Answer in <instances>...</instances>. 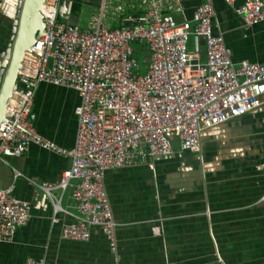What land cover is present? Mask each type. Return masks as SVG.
Here are the masks:
<instances>
[{
	"label": "built area",
	"instance_id": "1",
	"mask_svg": "<svg viewBox=\"0 0 264 264\" xmlns=\"http://www.w3.org/2000/svg\"><path fill=\"white\" fill-rule=\"evenodd\" d=\"M223 1L246 26L264 22L263 0L240 5L238 0ZM214 2L201 0L192 20L174 24L164 13L181 11V0H141L143 17L129 18L118 28L104 23L109 13L105 4L87 28H81L61 20L62 0L44 2V31L25 53L0 125V160L9 165V158L22 157L32 144L71 159L57 186H38L52 199L56 224L66 211L54 191L73 188L78 215L75 223L63 225L65 239L88 241L96 226L117 254L119 224L105 187L106 173L144 158L169 156L175 146L199 153L204 131L264 105V64L233 60L224 35L214 31ZM2 11L0 1V16ZM123 11L122 5L116 7L117 13ZM194 39H203L205 61L198 50L190 49ZM145 41L151 55L146 72L140 74L133 44ZM41 84L80 94L70 149L44 138L34 126L32 109ZM13 170L15 180L22 176ZM31 214L32 204L15 195V184L0 187V243L12 242ZM26 264L46 262L30 258ZM207 264L226 262L217 254Z\"/></svg>",
	"mask_w": 264,
	"mask_h": 264
},
{
	"label": "crops",
	"instance_id": "2",
	"mask_svg": "<svg viewBox=\"0 0 264 264\" xmlns=\"http://www.w3.org/2000/svg\"><path fill=\"white\" fill-rule=\"evenodd\" d=\"M0 61L10 42L18 0H0ZM245 0H238L240 5ZM264 1V0H263ZM201 0H181V11L164 16L174 24L192 20ZM109 7V25L142 18L141 0H62L60 18L79 26L86 8L93 11L86 27ZM122 5L124 11L116 12ZM215 33L224 35L233 60L264 64V22L248 27L223 0L214 2ZM205 60L203 39L192 41ZM80 94L63 86L41 84L32 121L36 130L58 146H74ZM199 153L182 152L144 158L133 166L110 170L105 187L118 222V252L104 233L92 226L88 241L65 239L64 224L76 222L73 188L55 190L67 212L53 223L52 199L38 186H57L71 159L30 145L22 157L0 160V187L15 184V195L32 204L31 219L10 243H0V264H207L220 255L226 264H264V105L203 132ZM22 176L14 178V170ZM158 228V231H156Z\"/></svg>",
	"mask_w": 264,
	"mask_h": 264
},
{
	"label": "water",
	"instance_id": "3",
	"mask_svg": "<svg viewBox=\"0 0 264 264\" xmlns=\"http://www.w3.org/2000/svg\"><path fill=\"white\" fill-rule=\"evenodd\" d=\"M10 42L0 61V125L12 98L25 53L31 49L45 28L43 7L46 0H18ZM22 88L23 85H20Z\"/></svg>",
	"mask_w": 264,
	"mask_h": 264
},
{
	"label": "rangeland",
	"instance_id": "4",
	"mask_svg": "<svg viewBox=\"0 0 264 264\" xmlns=\"http://www.w3.org/2000/svg\"><path fill=\"white\" fill-rule=\"evenodd\" d=\"M85 10H86L87 14L84 15V17H83L84 20L81 21L80 25L82 27L87 28L86 27L87 20H88V17L93 10L90 8H86ZM113 22H114L113 20L106 21V25L109 26ZM120 26L121 25H115L113 27H111V26H109V27L110 28H118ZM133 49H134V58L137 60L138 64L140 65V69L138 72L140 74H144L147 70V64L149 62V56L151 55L150 54V44L147 41L141 42V43H135V44H133ZM190 49L192 50V41L190 43ZM51 64L52 63H50V65ZM169 138L175 139L174 135H169ZM175 148H177V146H175Z\"/></svg>",
	"mask_w": 264,
	"mask_h": 264
},
{
	"label": "bare ground",
	"instance_id": "5",
	"mask_svg": "<svg viewBox=\"0 0 264 264\" xmlns=\"http://www.w3.org/2000/svg\"><path fill=\"white\" fill-rule=\"evenodd\" d=\"M44 9V8H43Z\"/></svg>",
	"mask_w": 264,
	"mask_h": 264
}]
</instances>
